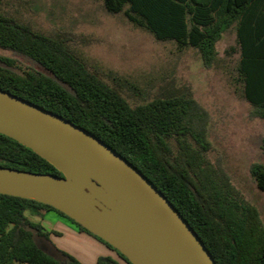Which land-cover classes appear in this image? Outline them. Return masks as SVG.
<instances>
[{
  "label": "trees",
  "instance_id": "obj_1",
  "mask_svg": "<svg viewBox=\"0 0 264 264\" xmlns=\"http://www.w3.org/2000/svg\"><path fill=\"white\" fill-rule=\"evenodd\" d=\"M100 1L108 13H122L154 39L195 49L205 68L215 65V45L234 27L239 52L235 79L250 105L249 116L264 119V0ZM0 50L23 56L41 68L21 70L14 60L0 55V90L71 122L112 148L162 193L215 264H264L259 213L242 199L223 168L207 159L208 113L189 89L166 88L149 101L131 106L118 89L123 81L111 86L91 72L63 34L36 32L1 11ZM260 147L264 150V138ZM0 167L61 175L2 134ZM249 174L256 188L264 191V165L252 163ZM29 207L67 218L130 264L52 207L1 194L0 264H81L48 243L40 224L24 215ZM95 264L118 263L98 257Z\"/></svg>",
  "mask_w": 264,
  "mask_h": 264
},
{
  "label": "rangeland",
  "instance_id": "obj_2",
  "mask_svg": "<svg viewBox=\"0 0 264 264\" xmlns=\"http://www.w3.org/2000/svg\"><path fill=\"white\" fill-rule=\"evenodd\" d=\"M0 11L36 32L63 34L91 72L111 86L123 81L118 89L131 106L166 88L189 89L208 113L207 159L223 168L242 199L257 209L264 226V191L249 174L252 163L264 165V119L249 116L250 105L235 79L239 52L234 27L216 43L215 65L205 68L195 49L154 39L122 13H108L100 0H2ZM0 55L14 60L21 70H41L10 51L0 50Z\"/></svg>",
  "mask_w": 264,
  "mask_h": 264
},
{
  "label": "water",
  "instance_id": "obj_3",
  "mask_svg": "<svg viewBox=\"0 0 264 264\" xmlns=\"http://www.w3.org/2000/svg\"><path fill=\"white\" fill-rule=\"evenodd\" d=\"M0 134L61 175L0 167V194L52 207L130 264H215L162 193L89 132L0 90Z\"/></svg>",
  "mask_w": 264,
  "mask_h": 264
},
{
  "label": "crops",
  "instance_id": "obj_4",
  "mask_svg": "<svg viewBox=\"0 0 264 264\" xmlns=\"http://www.w3.org/2000/svg\"><path fill=\"white\" fill-rule=\"evenodd\" d=\"M24 215L30 221L40 224L42 232L47 234L48 243L81 264H95L98 257H110L118 264H127L116 252L80 231L67 218L52 210L29 207L24 211ZM44 246L47 248V245Z\"/></svg>",
  "mask_w": 264,
  "mask_h": 264
}]
</instances>
